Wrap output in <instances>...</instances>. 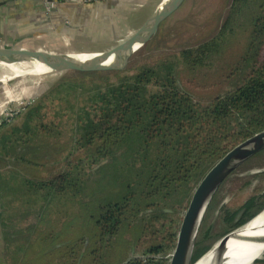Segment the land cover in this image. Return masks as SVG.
Instances as JSON below:
<instances>
[{
	"label": "trees",
	"instance_id": "1",
	"mask_svg": "<svg viewBox=\"0 0 264 264\" xmlns=\"http://www.w3.org/2000/svg\"><path fill=\"white\" fill-rule=\"evenodd\" d=\"M251 5L255 11L248 17ZM237 31L244 34V45L229 63L225 55ZM263 45L264 0H230L217 34L204 43L165 52L157 59L150 57L138 67L131 65L130 58L122 71L63 73L60 81L49 85L25 110L20 123L0 126L4 140L0 159L4 164L6 159L18 160L17 152L23 154L28 147L30 140L21 134L29 139L52 137L62 131L65 123L70 125L71 146L61 159L64 169L32 185L45 201L40 210L47 209L51 197L71 199L72 187L77 189L83 184L89 171L97 172L133 149L137 161L131 162L133 181L127 188H135L134 192L100 207L94 216L97 232L92 237L97 243L93 250L80 253L85 237L62 241L58 251L62 264H86L88 257H93L91 264H109L105 253L115 247L124 228L153 239L143 251L144 258L127 257V243V253L121 259L124 264H166L184 204L203 174L232 146L264 129ZM223 59L228 62L223 69V83H233L230 90L201 102L184 88L183 73L193 75L212 69ZM69 74L92 79L77 85L74 79L65 77ZM76 153L80 154L77 159L73 156ZM22 160L30 163L25 157ZM257 160L264 161V151L236 170ZM256 178L259 180L252 183ZM251 184L253 192L241 207L220 208L221 217L230 224L229 231L243 226L264 208V172L250 176L244 186ZM241 211V219L233 223ZM3 214L0 202V222L5 230ZM35 218L33 228L37 230L42 217ZM205 238L201 231L193 260L209 249L199 248Z\"/></svg>",
	"mask_w": 264,
	"mask_h": 264
},
{
	"label": "rangeland",
	"instance_id": "2",
	"mask_svg": "<svg viewBox=\"0 0 264 264\" xmlns=\"http://www.w3.org/2000/svg\"><path fill=\"white\" fill-rule=\"evenodd\" d=\"M229 3L230 0H189L171 20L158 30L149 47L144 49L143 46L130 57L133 60L131 61V65L133 67H138L149 61L147 59L150 57H153L152 59H157L165 52L169 53L181 48L192 47L212 38L217 34L220 24L227 14ZM248 8L246 13L247 16L250 17L254 13L255 7L251 5ZM132 32L134 31L129 30V35H131ZM237 32L238 33L235 34L236 36L230 40L232 45L227 49V54L225 55L230 58L228 61L229 63L233 61V56L239 54L237 52L242 51L244 45V34L239 31ZM98 38V36H94L95 41L98 40ZM125 38L126 37L122 38L119 43ZM88 40V37H86L85 41L88 42ZM103 40H105V38H103ZM110 40L113 39L110 38ZM116 43L117 40L112 44L115 45ZM73 55L82 54L74 53ZM261 55L264 56V45L261 50ZM224 60L225 59L215 62L212 69H206L193 75L183 73L181 77L182 85L201 102L207 101L215 95L230 90L233 83H229L228 85L223 83L222 76L225 73L223 69L228 63H224ZM62 75L63 74L49 73L41 76L22 75L19 77H11L7 69L0 68V105L3 108L2 113L5 110H9L11 115L6 120H2L0 126L4 123L10 125L20 123L21 116L25 110L49 88V85H53L60 81ZM7 77H10V79L7 81L4 80ZM65 77L74 79L77 85L86 84L92 79L91 76H74L73 74H69ZM2 116L1 114L0 117ZM21 136L25 138V140H30L28 147L24 148L23 157L30 163L34 162L42 164V166L38 168L30 163L17 164L16 162L13 164V168L16 169L15 172L12 171L11 174H8V172L0 174V189L5 192V195H8L14 193L15 187L18 188L24 183L31 185L29 188H26V191L33 196L29 199L28 196H26V201H24V199L22 200L23 207L28 211L45 205L44 199L40 197V191H36L32 185H35L36 180H41L44 176L46 179L53 177L64 169V162L61 161V159L69 153L68 146H71L72 132L70 125L65 123L62 131L52 137L41 136V138L29 139L27 135L21 134ZM2 138V135H0V145L4 142ZM132 150L125 152L120 159L103 167L97 172L92 173L93 171H89L83 184L79 185L77 189L72 187L71 199L64 197L63 200L60 199V208L59 205L56 206L55 218L57 220L59 217V222L55 221V226L53 227L52 225L47 226V223H45L47 218H41V221L44 222L45 225V229H43L44 235L54 231L57 238L55 240L57 243L60 241L61 244L62 241L74 242L78 237H85L84 245L80 253L83 254L93 250L97 243L92 237L97 232L94 222L96 217L94 216L98 214L100 207L108 203L119 202L130 192H134L135 188L131 190L127 188L133 181L134 168H132L131 162L137 161L133 159ZM81 153L83 154V152ZM73 156L77 159L80 154L76 153ZM2 162V159H0V166L3 165ZM56 162H58V164ZM262 164H264L263 160H257L252 164L243 166L233 172L221 184L210 201L199 227L198 235L203 231L206 237L199 248L202 249L206 246L210 248L216 241L230 232L221 224L223 217L220 215V208L225 205L231 209H235L241 207L246 202L253 192L254 185L244 186V183H247L248 178L255 175V172H264V165ZM17 165L19 166L17 167ZM18 173L23 175V177ZM257 180H259V178L254 179L252 183ZM38 198L41 199V202L37 201ZM185 206L186 203L184 204V208ZM17 218L20 220L22 219V217ZM180 219L181 216L179 217V222ZM23 222L24 226H26L25 231L27 233L31 226L33 224L35 225L31 217H27V223L25 219H23ZM16 224L19 228L22 222L18 220ZM134 232H128L125 228L121 229V233L116 238L115 247L105 253L109 264L125 263V261H121V259L126 252L127 243H130V250L128 251L127 257L144 258L143 251L148 244L153 243V239L151 237L142 236V234L139 237V235L137 236V233ZM49 250H51V248H49ZM59 250L60 249H57L55 251V255L58 257ZM47 253L48 252L44 250V255L41 258L44 264L51 263V257H48ZM168 256L169 254L166 257L167 260ZM92 258L88 257V262L86 264H91ZM205 259L198 264H201ZM107 260L103 258L104 262H107ZM60 263L62 264V261ZM67 263L68 261L65 262V264ZM263 263L264 257L261 256L257 264Z\"/></svg>",
	"mask_w": 264,
	"mask_h": 264
},
{
	"label": "crops",
	"instance_id": "3",
	"mask_svg": "<svg viewBox=\"0 0 264 264\" xmlns=\"http://www.w3.org/2000/svg\"><path fill=\"white\" fill-rule=\"evenodd\" d=\"M163 1L50 0L48 3V0H0V47L58 54L103 52L117 45L122 38L129 37V30L135 32ZM94 36H98V40L95 41ZM86 37L88 42L85 41ZM115 40L117 43L113 45ZM2 110L0 105V115ZM22 157V152L19 151L16 155L18 160L6 159L2 166L16 162L27 163ZM12 168L2 167L0 174L7 173L8 169V174L15 172L16 169ZM45 179L44 176L36 181ZM26 188L23 185L15 187L14 193L8 195L0 189L3 217L6 218L5 230L1 227L2 220L0 222V263L44 264L41 258L46 250L47 256L51 257L50 264H60L55 251L61 248V242L57 243L55 240L57 238L54 231L44 235L45 225L42 222L37 230H34L33 224L27 233L23 224V219L27 223V217H31L32 221H37L35 217H49L45 223L47 226H55V221L59 222L55 213L56 206L59 205L60 208V198L51 197L47 209L40 210L39 207L26 211L22 200L26 201V196L28 199L33 196L27 193ZM18 220L22 222L19 228L16 224ZM29 258L33 262L30 263Z\"/></svg>",
	"mask_w": 264,
	"mask_h": 264
},
{
	"label": "water",
	"instance_id": "4",
	"mask_svg": "<svg viewBox=\"0 0 264 264\" xmlns=\"http://www.w3.org/2000/svg\"><path fill=\"white\" fill-rule=\"evenodd\" d=\"M189 0H171L163 8L156 10L146 19V21L129 37L113 46L112 48L99 52L90 53L86 60L79 61L64 54L47 51H29L22 49H12L0 47V68H5L13 76V71L9 66L16 69H28L33 63L42 65L48 69L49 73H96L105 71H120L123 69L130 57L147 44L158 32L164 23L175 16ZM50 3V0H48ZM162 4V3H161ZM49 6V5H48ZM111 60L110 63H107ZM115 61L120 62L116 65ZM23 75H35L25 73ZM22 76V75H21ZM16 77V76H15ZM19 77V76H17ZM10 77L5 78L8 80ZM264 151V129L251 134L249 137L238 142L220 156L211 167L203 174L194 189L192 190L186 206L181 214V219L175 234L173 248L168 256L166 264H198L215 247L220 249L224 240L243 228L250 221L264 213V208L243 226L234 229L216 241L200 257L193 260L195 244L199 227L210 201L217 192L221 184L242 164L249 161L259 153ZM257 171L254 174L260 173ZM242 211L237 215L240 217ZM236 223V221H235ZM237 242L243 244L261 245L263 248H248L247 255L242 257L236 264H255L264 254V235H245ZM227 260L222 261L224 264Z\"/></svg>",
	"mask_w": 264,
	"mask_h": 264
},
{
	"label": "bare ground",
	"instance_id": "5",
	"mask_svg": "<svg viewBox=\"0 0 264 264\" xmlns=\"http://www.w3.org/2000/svg\"><path fill=\"white\" fill-rule=\"evenodd\" d=\"M171 0H164L162 4L158 6V9L163 8L167 5ZM71 58L77 59L79 61L86 60L90 57V55H73V54H64ZM111 60L107 63H110ZM116 65H120V62L115 61ZM9 68L13 71V76H21L23 74L31 73L35 75H42L48 72V69L42 65L33 63L28 69H16L15 66H9ZM7 81V80H6ZM245 235H264V213L256 217L254 220L250 221L243 228L238 229L231 235H229L224 242L220 245V249L216 250L214 247L205 257L204 261L201 264H222L223 259L227 260L224 264H236L238 261L245 257L244 254L247 253V249H262L263 246L256 244H243L237 242L241 237ZM247 255V254H246ZM241 258V259H240ZM246 260L243 262V264Z\"/></svg>",
	"mask_w": 264,
	"mask_h": 264
},
{
	"label": "flooded vegetation",
	"instance_id": "6",
	"mask_svg": "<svg viewBox=\"0 0 264 264\" xmlns=\"http://www.w3.org/2000/svg\"><path fill=\"white\" fill-rule=\"evenodd\" d=\"M239 219H241V217L240 218H237L236 216L234 217V221H233V223L235 222V221H238ZM221 224L224 226V227H226V229H228L229 227H230V224H228L227 223V221L226 220H224L223 218H222V220H221ZM258 262H256L255 264H257ZM264 264V263H263Z\"/></svg>",
	"mask_w": 264,
	"mask_h": 264
},
{
	"label": "built area",
	"instance_id": "7",
	"mask_svg": "<svg viewBox=\"0 0 264 264\" xmlns=\"http://www.w3.org/2000/svg\"><path fill=\"white\" fill-rule=\"evenodd\" d=\"M2 115H3V116L0 117V122H1L2 120H6L9 116H11L9 110H5V111L2 113Z\"/></svg>",
	"mask_w": 264,
	"mask_h": 264
}]
</instances>
